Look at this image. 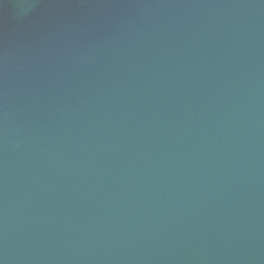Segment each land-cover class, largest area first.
Instances as JSON below:
<instances>
[{
    "label": "water",
    "instance_id": "1",
    "mask_svg": "<svg viewBox=\"0 0 264 264\" xmlns=\"http://www.w3.org/2000/svg\"><path fill=\"white\" fill-rule=\"evenodd\" d=\"M0 264H264V0H0Z\"/></svg>",
    "mask_w": 264,
    "mask_h": 264
}]
</instances>
